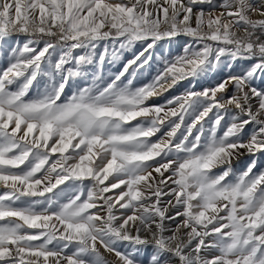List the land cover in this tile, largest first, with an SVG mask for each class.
I'll use <instances>...</instances> for the list:
<instances>
[{
	"label": "snow or ice",
	"instance_id": "1",
	"mask_svg": "<svg viewBox=\"0 0 264 264\" xmlns=\"http://www.w3.org/2000/svg\"><path fill=\"white\" fill-rule=\"evenodd\" d=\"M0 264H264V0H0Z\"/></svg>",
	"mask_w": 264,
	"mask_h": 264
},
{
	"label": "rangeland",
	"instance_id": "2",
	"mask_svg": "<svg viewBox=\"0 0 264 264\" xmlns=\"http://www.w3.org/2000/svg\"><path fill=\"white\" fill-rule=\"evenodd\" d=\"M123 56H125V57H130V56H131V52H124V53H123Z\"/></svg>",
	"mask_w": 264,
	"mask_h": 264
}]
</instances>
